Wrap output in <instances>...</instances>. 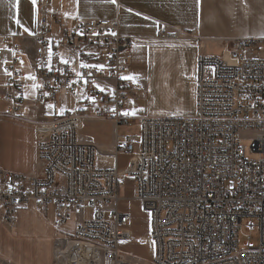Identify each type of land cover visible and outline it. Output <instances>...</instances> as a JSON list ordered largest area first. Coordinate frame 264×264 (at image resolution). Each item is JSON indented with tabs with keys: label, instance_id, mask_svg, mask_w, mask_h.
Masks as SVG:
<instances>
[{
	"label": "built area",
	"instance_id": "built-area-1",
	"mask_svg": "<svg viewBox=\"0 0 264 264\" xmlns=\"http://www.w3.org/2000/svg\"><path fill=\"white\" fill-rule=\"evenodd\" d=\"M35 37L31 63L38 75V101L59 105L66 91L97 117L135 122L125 106L133 87L123 79L134 40L120 33L117 19H79L71 27L61 24L54 34L43 14ZM261 41L236 39L224 55L200 54L195 114L141 118V135L119 141L109 155L116 162L127 155L122 168L101 167L99 148L79 141L83 113L66 112L37 125L36 170L0 168V220L16 227L21 205L30 201L43 213L55 210L58 229L76 215L73 234L55 240L57 263L68 264L57 252L71 243L75 264H135L118 248L132 239L124 229L129 214L120 208V191L133 177L136 198L152 214V233L142 243L149 245L154 264H264V56L256 53ZM2 42L18 54L5 64L9 77L0 90L5 113L16 115L28 103L17 68L24 53L15 36H3ZM63 49L78 53L80 64L91 67L63 63ZM249 132L257 158L248 157L239 142ZM86 208L93 218L83 216ZM245 221L259 237L242 249Z\"/></svg>",
	"mask_w": 264,
	"mask_h": 264
},
{
	"label": "crops",
	"instance_id": "crops-1",
	"mask_svg": "<svg viewBox=\"0 0 264 264\" xmlns=\"http://www.w3.org/2000/svg\"><path fill=\"white\" fill-rule=\"evenodd\" d=\"M43 14L54 34L59 33L61 24L71 27L79 19L119 21L120 33L134 40L132 61L123 79L133 87L125 106L129 116L135 118L193 116L199 55H224L236 39H264V0H117L116 4L109 0H35V3L33 0H0L1 93L9 77L3 68L18 56L2 42V37L15 36L17 47L24 53V61L18 63L17 68L23 73L20 80L24 83L28 103L20 110V117L11 120L20 128L27 126L31 138L26 140L21 131L16 133L11 128L10 132L4 131L0 146V168L16 173L30 174L38 166L37 125L48 124L74 111L60 105L49 109L47 105L51 103L45 104L36 98L34 85L37 86L38 75L31 59ZM170 31H180V34L176 38L162 37ZM82 51L98 53L96 48H82ZM62 53L70 67L81 68L78 53L70 54L68 49H63ZM68 94L62 91L59 102ZM143 100L148 102L147 114L134 103ZM3 105L0 112L6 114L5 101ZM81 108L84 109L82 128L89 130L83 142L99 148L98 164L106 168L124 167L127 155H119L117 162L109 157L120 141L116 138L119 124L95 116L88 107L79 105L77 109ZM48 214L39 211L30 201L21 205L16 227L9 228L0 220V264H57L58 228Z\"/></svg>",
	"mask_w": 264,
	"mask_h": 264
},
{
	"label": "rangeland",
	"instance_id": "rangeland-1",
	"mask_svg": "<svg viewBox=\"0 0 264 264\" xmlns=\"http://www.w3.org/2000/svg\"><path fill=\"white\" fill-rule=\"evenodd\" d=\"M259 42L258 46L260 47L259 50H256V53L261 54L264 56V39ZM257 46V48H258ZM38 82V81H37ZM61 100V99H60ZM63 102H60V107H64L67 109L74 110L73 112H78L82 114L83 112L78 110L77 108L80 106H84L80 101L79 98L73 96L71 94L65 95L62 99ZM4 100L0 99V111L4 107L3 103ZM135 105H140L137 107L138 110H141L147 114L148 113V102L147 101H135ZM59 108V106H58ZM89 110V109H88ZM18 115H10V114H1L0 112V146L2 145V137H4V131H12L11 128H14V132L21 131L26 140H30L31 138V130L27 126L24 125V128H20L18 124H15L11 119L19 118L21 113ZM16 113V114H17ZM141 113V114H142ZM133 116V115H132ZM142 116H145L144 114ZM192 116V115H191ZM189 117V116H188ZM135 122L131 125L121 123L119 124V130L117 139L120 141L125 140L128 136L141 135V125L140 119L142 117H132ZM8 121V122H6ZM89 133L87 128H80L78 130V138L80 142H83V138L86 134ZM254 133L249 132L246 133L241 139H239L240 145L247 147V155L250 158H257L258 154L254 153L250 149V144L253 141ZM84 143V142H83ZM135 179L133 177H128L126 179L125 185L121 188V201H120V208L126 211L129 214V223L124 226V229L131 233L132 239L130 241H121L118 245L119 250L132 257L135 260V264H154L153 257L150 252V247L146 243H142V238L152 233V214L149 210H147L144 205L139 201L135 196ZM48 215L56 221L57 213L55 210L51 209L48 211ZM83 216L86 219L93 218V211L89 208H86L83 212ZM77 220L76 215L72 216V219L66 222L61 228L56 230V238H66L73 234L74 224ZM247 221L244 223V227L240 230L239 240H240V247L243 249L244 244L247 242H255L258 243L259 232L257 230H247ZM57 264H64L63 262H58Z\"/></svg>",
	"mask_w": 264,
	"mask_h": 264
},
{
	"label": "bare ground",
	"instance_id": "bare-ground-1",
	"mask_svg": "<svg viewBox=\"0 0 264 264\" xmlns=\"http://www.w3.org/2000/svg\"><path fill=\"white\" fill-rule=\"evenodd\" d=\"M68 245L69 246L66 249V251L60 249V250H58L57 253L59 254L60 257H62V258L64 257V258L68 259V264H75L74 263V260H73L75 258V255H74V252H75L74 247L71 245V243H69Z\"/></svg>",
	"mask_w": 264,
	"mask_h": 264
},
{
	"label": "snow or ice",
	"instance_id": "snow-or-ice-1",
	"mask_svg": "<svg viewBox=\"0 0 264 264\" xmlns=\"http://www.w3.org/2000/svg\"><path fill=\"white\" fill-rule=\"evenodd\" d=\"M109 2L110 3H112V4H116L117 3V0H109ZM197 2H199V0H197ZM33 3H35V0H33ZM129 11H131V9H129ZM138 15H139V13H138ZM145 19H148L147 17H145ZM17 23L19 24V21L17 20ZM26 31H27V29H25ZM113 35H115V33H112ZM62 62L63 63H67V61H64V60H62ZM82 67H91V66H89V65H81ZM95 67H97V68H102L103 66L101 65V66H95ZM127 79H133V77H126ZM30 79H35L34 77H30ZM34 87H37L36 85H34ZM97 87H99V86H97ZM45 95H48L47 93H45ZM47 107L49 108V109H52V108H54V105H52V104H49V105H47ZM61 112H63V109H61ZM126 115H127V113H125Z\"/></svg>",
	"mask_w": 264,
	"mask_h": 264
}]
</instances>
